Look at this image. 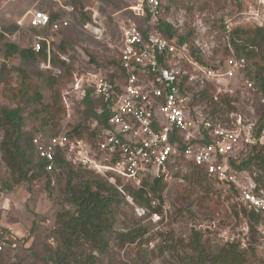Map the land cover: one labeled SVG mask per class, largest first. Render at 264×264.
<instances>
[{
    "label": "rangeland",
    "instance_id": "1",
    "mask_svg": "<svg viewBox=\"0 0 264 264\" xmlns=\"http://www.w3.org/2000/svg\"><path fill=\"white\" fill-rule=\"evenodd\" d=\"M67 1L61 0L63 5H67ZM161 1L158 19L161 17L171 24L180 35H190L210 64L223 63V59L231 55L226 53L229 45L226 27H232L231 24L235 23L247 29L253 28V13L260 11L258 0ZM84 2L82 12L89 18L87 21L79 12L75 11L76 14H73L63 10L56 0H17L13 3L0 0V35H3L0 38V108H17V104L5 98L9 91L6 89V82L15 88L21 81L19 75L12 70L14 67L28 72L39 87L44 103L51 101L46 80L39 74L53 72V65L48 67V63L43 61L24 62L17 55L6 59L5 45L13 43L22 49L32 48V38L36 31L18 29L15 24L27 10L35 8L50 14L60 11L62 16L70 18L71 27L53 35L56 41L49 55L52 58L55 54L60 60L72 65L73 72L69 83L62 88L65 113L60 116V128H56L54 133L59 131L60 134H65L82 121L84 107L81 103L84 98H81L79 91L70 90L75 83V75L82 76L93 70H102L106 75L109 69L105 68L104 63L119 55V23L133 22L144 27L150 21V16L146 23L133 11L140 0ZM88 24L98 25L103 29V34L92 35L86 29ZM64 44L63 50L61 46ZM93 58L103 67L97 68L92 62ZM3 65L7 66L6 71H3ZM248 67L250 70V63ZM247 80L246 72H241L231 80L216 83V95H229L232 105L236 107L234 112H224L216 118L211 115V105L203 102L196 108L204 117H212L215 123L230 124L238 130L239 144L232 157L239 162L246 159L251 146L256 144V125L264 104V99L256 88L249 90L245 87ZM68 92L70 93L65 95ZM30 110L22 109L26 119L25 130L34 135L39 123L30 115ZM89 125L91 129L96 127L91 120ZM2 139L3 131L0 129V145ZM86 141L92 144L89 140ZM168 173L162 214L148 215L146 208L134 206L126 198L128 204H122L119 208L115 235L106 247V252L100 254L86 246L83 250L79 249L78 253L85 251L87 257L95 256V264H183L186 254H191L187 245L194 239V233L200 232L204 242L214 252L226 244L239 243L245 248L252 243L256 253L250 254L248 264H264V220L253 222L255 232H252L249 221L244 217L243 206L229 188L209 178L193 177L186 160L171 165ZM242 173L248 186L255 183L258 176L255 170ZM62 177L55 174L51 182L43 176L17 184L0 151V236L13 242L6 243L0 264H53L51 259L59 244L55 237L59 229L58 214L70 210L64 195L66 178ZM154 205H158V201ZM130 230H138L144 235L135 244L119 239L118 236ZM3 231H7V234ZM6 239L3 241H7ZM86 259L84 256L83 264Z\"/></svg>",
    "mask_w": 264,
    "mask_h": 264
},
{
    "label": "trees",
    "instance_id": "2",
    "mask_svg": "<svg viewBox=\"0 0 264 264\" xmlns=\"http://www.w3.org/2000/svg\"><path fill=\"white\" fill-rule=\"evenodd\" d=\"M232 1L235 2L236 0ZM67 5L74 8L73 14L79 12L83 17L85 16L82 12L85 6L84 0H68ZM60 15L62 14L59 12L50 14L52 20L59 18ZM140 18L145 20L146 23L149 19L146 17ZM87 20H89L88 17H86L85 21ZM252 25L254 26L253 28L247 29L235 23L231 24L232 27H230V30L227 29L226 36L228 44L234 50L235 55L238 58H245L248 66L250 63L251 68L248 70L249 67L247 66L246 76H248L249 81L253 83L254 88L264 99V24L253 20ZM136 26L143 34H148L151 29L149 24L144 27H139L137 24ZM158 29L163 37L173 44L186 45L195 60L201 64L210 65L201 50L193 43L190 35H180L171 24L165 22L161 17ZM0 38H3V35H0ZM5 47L6 59H9L12 55H17L24 62L36 63L43 61V63L53 65L54 68L52 67L53 72L45 71L39 74L44 77L50 90L51 101L49 103H44V97L39 87L31 79L27 71L17 67L12 69L19 75L21 81L15 88H12L9 82H6V89L9 91L5 94V98L17 104V108H0V129L3 131L0 151L3 161L17 184L43 176L49 182L52 181V176L55 174H58L59 177L65 176L64 195L67 197L70 210L58 214L57 223L59 229L56 231L55 237L59 244L51 260L53 264H73V262L83 264L84 256H86L85 264H95V256L89 255L87 257L85 251L79 254L78 250H83L86 246H89L100 254L106 252V247L110 245L115 235L119 208L122 204L128 202V199L126 202L127 196L131 197L134 206L146 208L148 215L162 214L161 207L163 193L166 188L165 181L169 175L168 169H170L171 165H177L180 161H185L186 159L180 157L173 164L168 165L167 175L160 174L158 177L148 175L143 178L140 187H134L130 184L124 185L125 194L93 170L69 162L65 154L60 151L55 158V169L48 172L46 170L47 163L39 157L33 140L38 135H43L46 138L60 135L59 131L56 134L54 131H56V128H60V116L65 113L61 92L62 88L72 78L73 66L57 58L55 54L51 58L46 49L36 53L32 48L22 49L13 43H6ZM61 49H65V44L61 46ZM226 53L231 54L228 47L226 48ZM226 58L223 59V62ZM92 62L98 66L97 68L103 67L94 58ZM104 66L109 69L106 72V76L112 83H119L120 87L125 84L126 74L120 55L117 58L108 59ZM2 69L6 71L7 66L3 65ZM55 70H59L60 73H56ZM180 88L185 95L190 97L188 106L194 117L201 116L215 126L232 128L230 124H217L212 117H204L196 110L197 106L203 102L211 105V115L216 118L224 112L231 113L236 110L229 95H216V83L207 82L203 85L195 84L192 86L184 78ZM113 103V100L106 101L104 98L95 96L92 90L89 89L81 103L84 107L81 117L82 121L65 134L71 140H89L95 146L97 134L110 128V108ZM25 108L31 109L29 111L30 115L39 123L36 129L37 134L32 135L25 130L26 119L22 111ZM262 108L261 117L256 125V144L251 146V151L246 159L239 162L232 157L229 163L230 167L238 175H241L246 170H255L258 173L255 183L264 187V181L262 180L264 178V104ZM90 120L95 123L96 127L93 129L89 125ZM186 161L193 177H204L214 181L213 178L205 174L203 170L196 167L191 161ZM239 178L241 179V176ZM224 185L239 200V192L236 187ZM156 201H158V205H154ZM241 205L243 206L244 217L251 225V231L255 232L253 222H260L263 217L255 212H249L242 203ZM3 233L7 234V231H3ZM143 235L138 230H130L118 237L123 242L127 241L135 244L138 238ZM193 237L194 239L187 245L191 250V254H186L183 264H248L250 262V254L256 253V248L252 246V243L245 248L239 243L226 244L214 252L204 242V237L200 232H195ZM5 239L2 235L0 236V242ZM9 243L12 244L13 242L9 241Z\"/></svg>",
    "mask_w": 264,
    "mask_h": 264
},
{
    "label": "built area",
    "instance_id": "3",
    "mask_svg": "<svg viewBox=\"0 0 264 264\" xmlns=\"http://www.w3.org/2000/svg\"><path fill=\"white\" fill-rule=\"evenodd\" d=\"M56 2L68 13L74 12L72 6L63 5L61 0ZM258 4L260 11L254 12L253 18L264 24V0H258ZM161 6L160 0H140L138 7L133 8L139 17L151 15L148 34H143L133 22L119 23V55L126 74L125 84L120 87L119 83H112L102 70L75 75L70 90L79 91L82 99L91 89L95 96L114 101L110 108V128L97 134L95 146L86 140H71L66 134L50 138L38 135L33 140L37 153L47 163L48 172L55 169V158L60 151L69 162L93 170L123 194L124 185L140 187L148 175H167L168 165L183 157L217 183L236 187L239 201L264 220V187L256 183L248 186L243 173L238 175L230 167L239 144L238 130L215 126L201 116L194 117L188 106L190 97L180 88L184 78L192 86L231 80L246 71L248 62L238 58L228 45L231 55L223 63L201 64L186 45H175L160 33ZM15 24L18 29L35 30L32 49L36 53L46 49L50 54L56 41L53 35L68 28L71 20L62 15L52 20L49 13L32 8ZM86 29L94 36L103 34L98 25L88 24ZM245 87L254 89L249 80ZM127 199L132 203L131 197ZM7 241L0 242V256Z\"/></svg>",
    "mask_w": 264,
    "mask_h": 264
}]
</instances>
